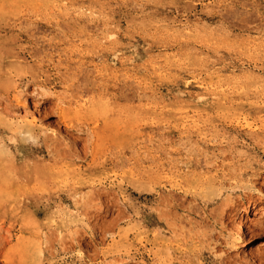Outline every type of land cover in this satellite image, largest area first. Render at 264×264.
I'll return each instance as SVG.
<instances>
[{"label": "rangeland", "instance_id": "1", "mask_svg": "<svg viewBox=\"0 0 264 264\" xmlns=\"http://www.w3.org/2000/svg\"><path fill=\"white\" fill-rule=\"evenodd\" d=\"M261 244L264 0H0V264Z\"/></svg>", "mask_w": 264, "mask_h": 264}, {"label": "bare ground", "instance_id": "2", "mask_svg": "<svg viewBox=\"0 0 264 264\" xmlns=\"http://www.w3.org/2000/svg\"><path fill=\"white\" fill-rule=\"evenodd\" d=\"M189 28H190V27H189ZM199 86H200V85H199ZM204 88H205V87H204ZM206 88L208 89L209 87L207 86ZM263 245H264V244H263ZM263 245L261 244L259 247H261V246H263ZM38 250H39V251H38L39 253L42 252V248H38Z\"/></svg>", "mask_w": 264, "mask_h": 264}]
</instances>
